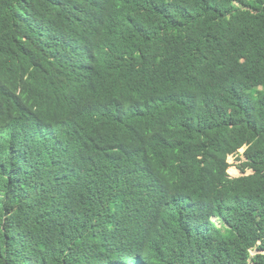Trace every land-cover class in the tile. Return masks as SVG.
Segmentation results:
<instances>
[{"label":"trees","instance_id":"obj_1","mask_svg":"<svg viewBox=\"0 0 264 264\" xmlns=\"http://www.w3.org/2000/svg\"><path fill=\"white\" fill-rule=\"evenodd\" d=\"M0 264H264V0H0Z\"/></svg>","mask_w":264,"mask_h":264},{"label":"rangeland","instance_id":"obj_2","mask_svg":"<svg viewBox=\"0 0 264 264\" xmlns=\"http://www.w3.org/2000/svg\"><path fill=\"white\" fill-rule=\"evenodd\" d=\"M244 149L245 148H241L239 150V152L233 154V155H230L228 160L231 164L230 167H232L233 169H231L230 171L228 170V172L232 175V176H239V175H243V174H248V173H251L252 170L250 169H247L245 173H243L239 168H238V165L241 163V161L243 159H245L244 155H243V152H244ZM237 169V170H236ZM214 221L216 222L217 225H221V222L219 219L217 218H214ZM255 252H257V249H252V253L254 254Z\"/></svg>","mask_w":264,"mask_h":264}]
</instances>
